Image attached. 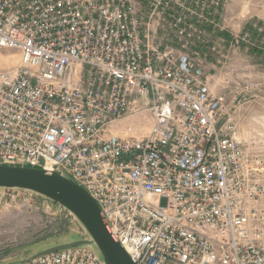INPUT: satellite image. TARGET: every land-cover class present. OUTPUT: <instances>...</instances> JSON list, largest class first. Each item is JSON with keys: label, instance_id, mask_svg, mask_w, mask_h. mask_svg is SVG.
<instances>
[{"label": "built area", "instance_id": "1", "mask_svg": "<svg viewBox=\"0 0 264 264\" xmlns=\"http://www.w3.org/2000/svg\"><path fill=\"white\" fill-rule=\"evenodd\" d=\"M218 5L0 0V49L19 57L0 68V164L81 185L135 264H264L262 160L220 123L227 98L204 64L215 47L188 50L209 42ZM11 264L105 262L81 245Z\"/></svg>", "mask_w": 264, "mask_h": 264}, {"label": "rangeland", "instance_id": "2", "mask_svg": "<svg viewBox=\"0 0 264 264\" xmlns=\"http://www.w3.org/2000/svg\"><path fill=\"white\" fill-rule=\"evenodd\" d=\"M217 1V24L204 27L209 42L191 43L188 50L202 56L215 47L204 64L212 92L227 98L220 123L233 125L243 148L262 160L264 178V0ZM18 58L15 50L1 48L0 68L15 67ZM117 124L136 133L148 129L146 119L135 117ZM88 237L82 224L59 203L39 194L11 197L0 188V264Z\"/></svg>", "mask_w": 264, "mask_h": 264}, {"label": "water", "instance_id": "3", "mask_svg": "<svg viewBox=\"0 0 264 264\" xmlns=\"http://www.w3.org/2000/svg\"><path fill=\"white\" fill-rule=\"evenodd\" d=\"M0 188L30 190L59 203L74 215L89 236L48 247L27 259L74 246L91 245L97 249L105 264H135L103 222L98 203L72 179L56 171L24 165L0 164ZM22 260L26 259L18 261Z\"/></svg>", "mask_w": 264, "mask_h": 264}]
</instances>
